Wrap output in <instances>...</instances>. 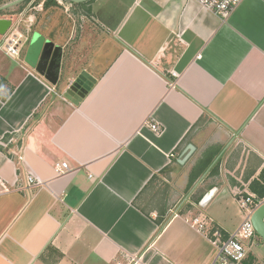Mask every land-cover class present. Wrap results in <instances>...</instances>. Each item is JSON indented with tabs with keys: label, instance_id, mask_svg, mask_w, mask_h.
I'll list each match as a JSON object with an SVG mask.
<instances>
[{
	"label": "crops",
	"instance_id": "obj_1",
	"mask_svg": "<svg viewBox=\"0 0 264 264\" xmlns=\"http://www.w3.org/2000/svg\"><path fill=\"white\" fill-rule=\"evenodd\" d=\"M74 5L46 14L48 39L63 51L60 78L95 79L80 105L26 63L29 41L19 58L0 53V264H218L187 219L201 214L235 233L237 192L264 169V0H245L227 21L196 0ZM13 10L0 12L11 33L29 38L30 23L44 25L45 14ZM215 148L218 174L210 167L182 202ZM63 163L70 172L58 174ZM162 179L170 186L144 208ZM244 264H264L262 239Z\"/></svg>",
	"mask_w": 264,
	"mask_h": 264
},
{
	"label": "built area",
	"instance_id": "obj_2",
	"mask_svg": "<svg viewBox=\"0 0 264 264\" xmlns=\"http://www.w3.org/2000/svg\"><path fill=\"white\" fill-rule=\"evenodd\" d=\"M197 3L209 11L213 15L220 17L223 21H227L242 5L245 0H196ZM38 7V6H36ZM23 15V14H22ZM30 23V27H31ZM14 26V22L13 25ZM12 28V27H11ZM11 30V29H10ZM7 33L2 42L0 43V53H4L12 58H19L23 46V41L28 42L30 37L27 38L23 33ZM11 33V34H10ZM175 78H178L176 73H171ZM151 129L154 132H159L160 129L156 124L151 125ZM11 138L9 141L2 143L3 148H7L8 144L13 141ZM23 158L20 157V160ZM58 174H64L70 172L69 165L63 163L58 169ZM35 177H28V185H37ZM237 201L241 211L244 214V220L239 229L227 237L224 232L218 228L215 223L203 216L196 215L187 219L191 227H193L199 233L205 235L211 243L218 249L217 261L221 264H244L248 259L250 253V247L259 239H261L252 223V216L254 212L264 204V199L256 200L250 195L247 189H241L237 192Z\"/></svg>",
	"mask_w": 264,
	"mask_h": 264
},
{
	"label": "water",
	"instance_id": "obj_3",
	"mask_svg": "<svg viewBox=\"0 0 264 264\" xmlns=\"http://www.w3.org/2000/svg\"><path fill=\"white\" fill-rule=\"evenodd\" d=\"M26 0H15L11 3L0 7V12L12 9L22 4ZM72 4L86 3L91 0H67ZM13 21L11 19H0V35L5 36L11 29ZM62 48L55 45L52 41L47 40L41 34L35 32L31 39L29 49L26 55V63L35 69L39 75L52 85H60L64 99L78 106L91 91L95 79L87 72H82L75 78L65 76L60 78L62 66ZM195 151L193 145H189L187 153L179 164L184 165ZM253 226L258 236L264 241V204L261 205L252 216Z\"/></svg>",
	"mask_w": 264,
	"mask_h": 264
},
{
	"label": "trees",
	"instance_id": "obj_4",
	"mask_svg": "<svg viewBox=\"0 0 264 264\" xmlns=\"http://www.w3.org/2000/svg\"><path fill=\"white\" fill-rule=\"evenodd\" d=\"M31 1L32 0H26L22 4L18 5L16 7L18 9V12L19 11L21 12L25 8V6H27ZM43 1H44V10L45 11H47V10H49L51 8H53V9H62L63 8L59 4L58 0H43ZM94 1L95 0H91V1L86 2V3L75 4L74 8L75 9H81V10L84 9V11L90 12V6L94 3ZM9 2L10 1H5L4 2L3 0H1L0 1V5L7 4ZM11 138H14V137L7 136L5 138V141L6 142L9 141ZM220 151L221 150L219 148H215V149L211 150L209 152V154L205 158H203L202 160H200L197 163V165L195 166V168L193 169V171H192V173L190 175V180H189V184H188V187H187V192H190L191 189H193V187L196 185V183L203 177V175H205L208 172L210 167H212L213 162L215 161L216 157L219 155ZM218 172H219V163L217 162L209 170L208 174H209V176H212V175H217ZM249 193L256 200L264 199V169L262 170L259 178L254 180L250 184ZM203 198H204V193H200L199 195L195 196L192 199V203L190 205H188V207L186 209V212L193 211L194 206L200 205V203L202 202Z\"/></svg>",
	"mask_w": 264,
	"mask_h": 264
},
{
	"label": "rangeland",
	"instance_id": "obj_5",
	"mask_svg": "<svg viewBox=\"0 0 264 264\" xmlns=\"http://www.w3.org/2000/svg\"><path fill=\"white\" fill-rule=\"evenodd\" d=\"M61 1H62V4H63V7L64 8L63 9H53L52 12H55V11L62 12V10H65V7L69 8L70 10H72V7H71L72 4L69 1H67V0H61ZM11 2H13V1H10L9 3H11ZM30 3L27 6H25V8L23 10H26L27 9L28 15H33V16L35 14L36 15L37 14H42V15L45 14L43 16V18L45 19L44 20L45 22H44V25L38 26V27L34 26L33 29H31L32 28V26H31L30 27V31L33 30L32 31L33 33H30V36L29 37L31 38L32 35L37 31L39 34H41L47 40H49L48 39V36H49V34H48L49 33L48 32L49 31L48 30L49 17L48 16H49V14H46L47 12L44 10V2H43V0H32V4L31 5H30ZM36 6H41L40 10H38V7H36ZM13 12L14 13H17L18 12V9L16 8V10H13ZM23 34L26 35V33H23ZM23 44H25V40L23 41ZM202 128L204 129L203 130V134L204 135H207L209 132H211L213 130L211 128V126H208V125L206 127H202ZM226 144H227V139H223L222 140V145L226 146ZM224 150H227V148H225ZM166 180H168V182L171 183L168 178H166ZM167 186H170V184L166 183L165 180L162 179V180L159 181V184L157 186H154L155 187L154 190H151V192H152L153 195L151 194V192L149 190V192L146 193V197L142 201V204L145 206L144 208L151 209L153 206H155V204H157L158 201H159V199H160L159 197L162 195L161 193H163V191H165V188ZM191 193H192V189L189 192V194H187V195L185 194L184 195L182 202L185 201L186 199H188V197H190V194ZM191 203H192V200L187 202V204L185 205V207H186L185 210L187 209L188 205H190ZM198 215H201V214H198ZM194 216H196V215H194ZM218 264H221V263L218 262Z\"/></svg>",
	"mask_w": 264,
	"mask_h": 264
},
{
	"label": "clouds",
	"instance_id": "obj_6",
	"mask_svg": "<svg viewBox=\"0 0 264 264\" xmlns=\"http://www.w3.org/2000/svg\"><path fill=\"white\" fill-rule=\"evenodd\" d=\"M31 39V38H30ZM29 43H30V40H29ZM27 44V43H26Z\"/></svg>",
	"mask_w": 264,
	"mask_h": 264
}]
</instances>
